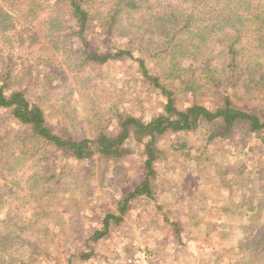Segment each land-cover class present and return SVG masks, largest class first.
I'll return each instance as SVG.
<instances>
[{
	"label": "trees",
	"instance_id": "trees-1",
	"mask_svg": "<svg viewBox=\"0 0 264 264\" xmlns=\"http://www.w3.org/2000/svg\"><path fill=\"white\" fill-rule=\"evenodd\" d=\"M120 60L132 63L135 78L157 101L147 117L122 108L131 87L107 83L106 68ZM1 111H8L14 129L0 136V264H30L49 233L42 215L53 217L35 213V205L73 194L95 170L102 186L117 182L123 190L99 228L75 233L86 252L74 259L89 261L131 205L158 203V169L169 167L167 177L182 175L180 184L189 189L197 162L208 153L173 140L176 160H194L181 174L165 163L163 137L195 135L206 145L219 139L235 148L238 135H261L264 147V0H0ZM81 112L93 127L77 138ZM247 146L237 152L241 162L224 164L234 187L243 190L234 196L239 206L228 211L243 208L260 219L253 227L234 226L239 240L222 255L240 252L234 264H264V172L256 175L260 165L248 160L254 148ZM130 155L139 164L134 182L124 168ZM170 198L174 210L180 202L183 210L191 208L182 191ZM157 209L166 221L170 209ZM169 223L181 247V227Z\"/></svg>",
	"mask_w": 264,
	"mask_h": 264
},
{
	"label": "rangeland",
	"instance_id": "rangeland-1",
	"mask_svg": "<svg viewBox=\"0 0 264 264\" xmlns=\"http://www.w3.org/2000/svg\"><path fill=\"white\" fill-rule=\"evenodd\" d=\"M93 40L92 45L97 47L98 37L93 36ZM106 46L105 43L101 44L103 48ZM135 71L130 61L120 60L116 64L107 67L105 75L108 78L107 83H111L112 87L124 88L127 85L128 88H132L126 90V97L121 105L122 108L137 117H140L143 113H146L144 114L146 116L149 111L154 110L157 101L152 93L147 94L140 81L135 78ZM112 99H116V94H113ZM106 104L107 102L102 103L104 106ZM0 113V136L2 137L3 134L10 133V130L14 127L7 118L8 111H1ZM49 113V121L55 125L57 120L51 115L52 111H49ZM49 113H47V116ZM80 119L82 120H80L79 129L73 130L77 138L88 133V130L93 127L88 125V120L83 112L80 113ZM260 136L251 135L244 139L242 135H238L239 138L235 141V143H238L236 149L227 142L221 143L219 139H216V141L211 140L206 145L202 138L195 135H168L163 137L159 147L166 151L167 162L165 163L170 167H178L181 174L184 167L192 168L191 165L193 164L190 162H194V160L191 158L192 160L187 162L183 157H177L176 160L173 147H171L173 140L182 139L194 143L197 149L200 150L203 147L204 149L201 151L208 153L203 156V160L197 162L200 163V166L190 176L192 181L190 180L189 189H185L184 183L180 184V179L183 178L182 175L167 177L165 172L169 171V167L168 170L158 169V203L147 205L144 203L145 200H142L131 205L129 213L124 217V222L119 226H113L108 236L95 245V256L89 261L81 262L74 259L81 252H86L82 239L75 233L81 227L83 236H86L91 230L99 228V219L107 212L115 210L113 200L119 196L123 188L117 189L115 187L118 185L117 182H115V185L104 184L102 186L98 177L99 172L94 170L93 175L95 177L91 178L87 185H82L73 194L64 197L65 199L50 196V199L55 200L50 202L47 198H40V202L35 205L34 212L52 214L53 217L49 221L46 215H42L44 219L41 221H48L49 233L36 246V254L34 253L32 256L30 264H67L69 260H72V264H127V261L137 250L148 251L152 257L151 264H234L240 252H237L238 254L230 252L222 255L227 248H234L235 242L239 240L240 228L234 229L233 227L238 226L240 223L250 227L252 225L256 226L260 218L256 217L253 211L243 212V208H238L234 211L235 213L228 211L239 206V201L235 200L234 196L239 195L240 192L238 191L243 190H237L234 187L231 181L232 178L229 174L226 175L228 172H226V165L224 164L226 161L241 162L243 159L239 158L240 154L238 155L237 152L242 149L247 151L248 146L246 147V145L248 144L254 148L253 158L249 156L248 160L250 158L251 162L257 160L258 163H255V167L260 165V173L258 172L256 175L262 177L264 172V147H260V144H262ZM0 142H2L1 138ZM243 142L246 144L243 145ZM225 153L231 156L226 157ZM206 157L207 159H205ZM248 160L239 165H248L251 163ZM253 164L250 168H253ZM138 165L136 155H130L125 161L124 168L128 169L126 173L129 175L128 179L131 182L136 181L134 178L138 172ZM108 171L112 176L113 165L108 168ZM216 175L224 177L225 180L219 179ZM122 176H124L123 173L117 177ZM175 177H178L179 180H173ZM176 182L179 185L174 188ZM17 190L14 189L13 191ZM177 191H182V195L186 199H190L189 205L191 208L188 211L183 210L184 204L182 202L177 204L178 210L172 209L174 200L170 198V195L177 194ZM204 193L205 195L201 196ZM230 197H233V199L231 200ZM192 201L194 202L192 203ZM159 206L170 209L167 212L166 221L163 214L157 209ZM255 207L254 205L252 209L256 210ZM190 212L192 213L191 217H189ZM59 219L62 220V224L56 225ZM255 219L256 221H254ZM73 222L79 224V226L75 225L74 227ZM169 222L171 224L176 223L181 227L182 232L179 235L182 241L181 247L177 245L178 239L173 235L174 232L171 231ZM225 228H227V232H223ZM37 237L41 236L37 234Z\"/></svg>",
	"mask_w": 264,
	"mask_h": 264
},
{
	"label": "built area",
	"instance_id": "built-area-1",
	"mask_svg": "<svg viewBox=\"0 0 264 264\" xmlns=\"http://www.w3.org/2000/svg\"><path fill=\"white\" fill-rule=\"evenodd\" d=\"M151 255L144 250H137L127 261V264H151Z\"/></svg>",
	"mask_w": 264,
	"mask_h": 264
}]
</instances>
